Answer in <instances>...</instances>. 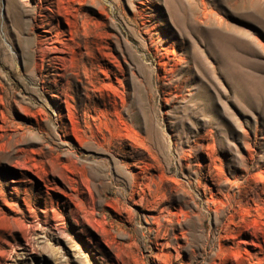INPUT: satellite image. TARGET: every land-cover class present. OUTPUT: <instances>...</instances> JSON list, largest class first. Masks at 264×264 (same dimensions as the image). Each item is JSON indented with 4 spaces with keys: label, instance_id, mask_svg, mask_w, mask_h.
Segmentation results:
<instances>
[{
    "label": "rangeland",
    "instance_id": "rangeland-1",
    "mask_svg": "<svg viewBox=\"0 0 264 264\" xmlns=\"http://www.w3.org/2000/svg\"><path fill=\"white\" fill-rule=\"evenodd\" d=\"M0 264H264V0H0Z\"/></svg>",
    "mask_w": 264,
    "mask_h": 264
}]
</instances>
